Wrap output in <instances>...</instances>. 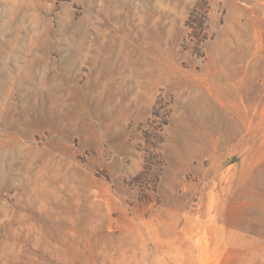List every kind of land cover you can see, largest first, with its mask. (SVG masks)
Returning a JSON list of instances; mask_svg holds the SVG:
<instances>
[{
	"label": "rangeland",
	"instance_id": "374dc122",
	"mask_svg": "<svg viewBox=\"0 0 264 264\" xmlns=\"http://www.w3.org/2000/svg\"><path fill=\"white\" fill-rule=\"evenodd\" d=\"M0 264H264V0H0Z\"/></svg>",
	"mask_w": 264,
	"mask_h": 264
},
{
	"label": "trees",
	"instance_id": "16d2710c",
	"mask_svg": "<svg viewBox=\"0 0 264 264\" xmlns=\"http://www.w3.org/2000/svg\"><path fill=\"white\" fill-rule=\"evenodd\" d=\"M194 12H195V8L191 10V15H194ZM196 28H199V30H201L203 27H202L201 23H198ZM153 114L156 115V113L154 111H153ZM145 136H147V135H145ZM146 169H148V167L145 164L143 167V170L138 175L143 176L145 174Z\"/></svg>",
	"mask_w": 264,
	"mask_h": 264
}]
</instances>
